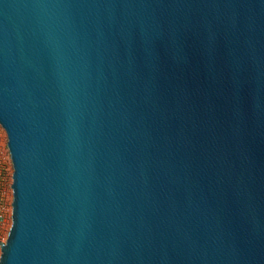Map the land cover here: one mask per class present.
I'll use <instances>...</instances> for the list:
<instances>
[{
  "label": "water",
  "instance_id": "95a60500",
  "mask_svg": "<svg viewBox=\"0 0 264 264\" xmlns=\"http://www.w3.org/2000/svg\"><path fill=\"white\" fill-rule=\"evenodd\" d=\"M0 125V264H264V0H0Z\"/></svg>",
  "mask_w": 264,
  "mask_h": 264
},
{
  "label": "rangeland",
  "instance_id": "374dc122",
  "mask_svg": "<svg viewBox=\"0 0 264 264\" xmlns=\"http://www.w3.org/2000/svg\"><path fill=\"white\" fill-rule=\"evenodd\" d=\"M13 172L14 167L8 147V135L0 125V189L5 204L4 215L0 221V241H6L12 225L13 212ZM1 255V249H0Z\"/></svg>",
  "mask_w": 264,
  "mask_h": 264
},
{
  "label": "built area",
  "instance_id": "2783aa9c",
  "mask_svg": "<svg viewBox=\"0 0 264 264\" xmlns=\"http://www.w3.org/2000/svg\"><path fill=\"white\" fill-rule=\"evenodd\" d=\"M4 209H5V204L3 203V194H2V191L0 189V221L4 218L3 215H4ZM2 242V241H1ZM0 249H1V243H0Z\"/></svg>",
  "mask_w": 264,
  "mask_h": 264
}]
</instances>
